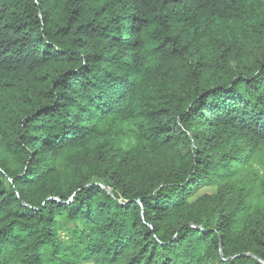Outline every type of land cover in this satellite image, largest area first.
<instances>
[{
	"label": "trees",
	"instance_id": "16d2710c",
	"mask_svg": "<svg viewBox=\"0 0 264 264\" xmlns=\"http://www.w3.org/2000/svg\"><path fill=\"white\" fill-rule=\"evenodd\" d=\"M261 197L264 0H0V264H264Z\"/></svg>",
	"mask_w": 264,
	"mask_h": 264
},
{
	"label": "rangeland",
	"instance_id": "374dc122",
	"mask_svg": "<svg viewBox=\"0 0 264 264\" xmlns=\"http://www.w3.org/2000/svg\"><path fill=\"white\" fill-rule=\"evenodd\" d=\"M203 190L210 191V190H213V188H211V187H205ZM258 201L260 203H264V197L259 198Z\"/></svg>",
	"mask_w": 264,
	"mask_h": 264
}]
</instances>
